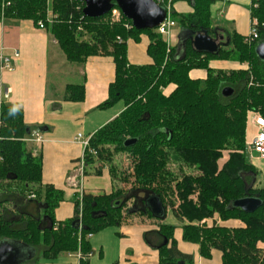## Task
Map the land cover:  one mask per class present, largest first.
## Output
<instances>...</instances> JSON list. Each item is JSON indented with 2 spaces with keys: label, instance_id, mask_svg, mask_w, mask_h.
Masks as SVG:
<instances>
[{
  "label": "trees",
  "instance_id": "1",
  "mask_svg": "<svg viewBox=\"0 0 264 264\" xmlns=\"http://www.w3.org/2000/svg\"><path fill=\"white\" fill-rule=\"evenodd\" d=\"M214 1L193 0V12L180 15L172 12L171 17L177 18L183 28H210L208 7ZM253 1L256 6L251 16L256 21L253 28L257 39L247 43L239 34L227 33L229 44L221 47L218 54L198 53L187 41L185 55L179 59L182 50L179 53L176 46H168L155 28H125L130 21L115 6L119 12L116 18H110L113 8L93 18L83 15L82 0H50L54 16L48 24L46 0H0V17L31 20L37 25L41 22L68 62L81 64L91 56L113 59L114 80L108 85V98L98 108L121 101L123 109L89 137L83 156V175L90 172L100 175L105 164L112 179L116 168L114 155L129 153L132 176L142 187L128 192L152 191L160 197L166 210L164 194L175 188L180 202L177 208L173 203L169 206L175 218L184 220L183 241L198 244L200 254L205 257L211 249L221 251L222 264H264V188L246 187L253 182L257 171L243 152L247 111L264 116V60L258 59L254 52L255 44L264 39V0ZM140 34L149 40L147 54L151 62L145 65L131 64L126 56L127 39L137 41ZM212 60H229L246 66L215 69L209 65ZM192 69L205 70L206 77H190ZM250 82L256 85H249ZM226 86L234 90L228 97L221 94ZM84 96L83 84H67L62 99L80 102ZM13 108L16 111L10 114ZM32 131L23 121L21 108L0 104V241H20L36 250L33 258L20 264H37L39 244L44 245L41 254L47 259L76 252L79 264H90L87 235L119 225L136 213L158 222L156 230L143 234L145 243L157 248L158 264H193V256L177 248L173 237L175 226L165 223V218H153L148 211L129 214L124 209L122 212L126 202L121 201L128 192L114 185L110 193L82 192L74 198L73 216L56 222L54 209L63 199V192L50 184L42 185L41 157L33 156L25 143ZM128 138L137 141L124 146ZM199 152L223 158L216 172L176 178L167 168L171 158L179 162L183 153L196 156ZM199 163L205 165L204 161ZM29 167L37 169L38 193L45 197L41 204L27 198L25 185L17 184L15 190L10 189L11 181L17 182L23 169ZM245 190L250 195L258 194L261 206L250 213L239 208L229 209V203L243 197ZM38 205L42 206V217L31 211ZM215 216L220 218L219 225L194 224ZM76 221H79L78 228L72 225Z\"/></svg>",
  "mask_w": 264,
  "mask_h": 264
},
{
  "label": "crops",
  "instance_id": "2",
  "mask_svg": "<svg viewBox=\"0 0 264 264\" xmlns=\"http://www.w3.org/2000/svg\"><path fill=\"white\" fill-rule=\"evenodd\" d=\"M252 3L253 0H215L208 7L209 27L216 28L224 38L227 33H237L245 38L251 30ZM169 5L170 15L172 12L177 15L189 14L194 10L193 0H172ZM174 21L175 26L170 34L163 36L168 46H176L179 34L186 29L177 23V18ZM148 43L145 34H140L137 41L127 39L128 62L149 64ZM15 51L18 57L13 60V69L0 71V104L4 102L21 108L24 123L33 131H39L43 139L41 143L28 140L31 135L25 143L33 156L41 157L39 178L42 185L50 184L63 192V199L54 209L55 221H63L73 216L74 198L82 192L110 193L113 190L112 180L104 169L90 182L86 175L80 174L79 160L83 148L75 137L77 133H82L84 137L91 136L123 109V104L98 108L108 98V85L114 80L115 66L109 56H91L84 63H70L46 29H40L31 20L5 19L1 16L0 55L11 56ZM227 64V61L209 63L214 68H224ZM189 76L203 79L206 71L192 69ZM71 77L79 82L67 83ZM67 84L84 85L83 101L62 99ZM249 130L251 135L255 127L251 124ZM255 154L250 156L251 164L253 160L264 159ZM258 184L261 186L260 182ZM31 211L37 213V208ZM166 217L165 223L175 226L173 237L177 248L191 254L193 264H222L221 251L211 249L209 256H202L198 244L183 241V223L172 213L171 216L166 214ZM145 218V215L133 214L119 225L105 227L91 235L89 263L158 264L157 248L143 239L144 232L157 228ZM217 220L215 216L202 222L209 226L211 222L220 223ZM154 241L157 242L158 238ZM37 264H79V258L76 252L61 253L54 259H47L40 253Z\"/></svg>",
  "mask_w": 264,
  "mask_h": 264
},
{
  "label": "water",
  "instance_id": "3",
  "mask_svg": "<svg viewBox=\"0 0 264 264\" xmlns=\"http://www.w3.org/2000/svg\"><path fill=\"white\" fill-rule=\"evenodd\" d=\"M84 6L82 13L86 17H101L107 14L114 6L117 7L120 13L130 21L132 27L135 29H154L156 28L166 16V8L163 5L157 4L153 0H82ZM190 30V34L185 37L184 32ZM216 28H199L192 30L186 28L181 31L178 36V42L176 44V52L182 50L183 58L185 55V47L187 41H189L191 49L201 54H218L221 47H226L229 44V38L225 36V41L221 42L224 38L223 35L217 37ZM213 33V36L209 34ZM218 38H220L218 40ZM255 55L258 59L264 60V39L258 41L254 47ZM233 88L226 86L221 90V94L228 97L233 94ZM137 141L136 138H128L124 141V146H131ZM143 193L140 199L144 203V207L141 209L135 208L132 204L127 210L129 214L136 212L148 211L153 218L163 220L166 215L165 207L160 197L149 190H135L128 192L121 202H127L128 200H135L138 193ZM118 204V201L115 202ZM262 204V201L258 194L250 195L247 190L244 192V196L231 201L228 205L229 209L239 208L243 212L250 213L258 209ZM44 218V217H43ZM73 226L78 228L79 221L73 222ZM164 241L163 244H165ZM159 247V246H158ZM36 255L35 248L28 246L20 241L13 240H1L0 241V264H20L25 262Z\"/></svg>",
  "mask_w": 264,
  "mask_h": 264
},
{
  "label": "rangeland",
  "instance_id": "4",
  "mask_svg": "<svg viewBox=\"0 0 264 264\" xmlns=\"http://www.w3.org/2000/svg\"><path fill=\"white\" fill-rule=\"evenodd\" d=\"M49 2H50V0H46L47 9L45 12V20L47 21L48 24L52 21V18L54 16V13L51 11V5H49ZM110 18L111 19L113 18L112 15L110 16ZM224 41H225V38H224ZM179 53H180V51H179ZM179 53H178V55H179ZM212 61H216V62L217 61H227L229 63V64H227V67L221 68L224 70H230V69H234L237 67L246 66L245 63L240 64L238 62H230L229 60H212ZM68 81L69 82H67V83L79 82V81L75 80V78H72V77L70 78V80L68 79ZM249 85H256V84H253V82H250ZM58 93H60V92H58ZM121 104H123V103L120 101L118 103H115L114 105H115V107H117L118 105H121ZM253 112H255V111L248 110L246 113V127H245L244 149H243L246 160L250 164H251V158H250L251 155L249 154V152L247 150L246 143H247V140H248L249 135H250L249 127L252 124L251 120H250V116ZM16 148L18 150V146H16ZM13 154H14V156H17L16 153H13ZM254 156H257V155L255 154ZM11 158H14V157H11ZM194 158H195L196 162L192 163V159H194ZM222 159L219 157H216L215 155H213V156L207 155L206 152H201V153L199 152L196 156H193L190 153H183L181 160H179V162L174 161L173 158H171L169 163L167 164V168H169V170L171 172H173V175H175L176 178H181V176H184L187 174L196 175L198 173L200 174L201 172H203V173H205V172L214 173L221 166ZM131 160H132V157H130V154L127 152L117 153L113 157V163L115 164L116 168L114 170V174H115L114 177H112V179L111 178L110 179L113 180L112 183L115 187H118L119 189H121L125 193H127L131 189H138V188L142 187V185H141L142 183H140L139 181H135L134 177L132 176V166H131L132 162H131ZM200 161H204L205 165H201V163H199ZM252 165L254 166V168L257 171V176H255L252 183L246 184V187H249L252 189L264 188V159L253 160ZM102 168L104 169V171H106L107 174H109L107 165L103 164ZM23 170H24V172H22L19 175V179L17 180V182L11 181L10 184L12 186L10 189L15 190L16 186L25 185V186H27V189H28V192H25L27 198L36 199L38 201V203L41 204L42 202H44L45 197H44V194L38 193V189H39L40 184L38 181L37 169L35 167H29L28 169L26 168ZM88 171H90V169H88ZM124 176H127V177L124 179ZM86 177L88 179V182H90V180H92L94 178L96 179V177H98V175H95V174L90 172ZM87 179H86V181H87ZM169 180H172L170 182H171V184H174L173 183L174 180L172 177H170ZM8 182H10V181H8ZM259 182L261 183V186L258 184ZM4 189H8V188L6 187ZM30 189L34 190V192H29ZM191 198H195V196H192ZM132 202H133L132 199L128 200L126 202L122 212L124 211V209H129L132 205ZM164 202H165V206H166L167 216H171V210H170L169 204L173 203L174 207L177 208V206L180 202V200L178 198V193L176 192L175 188H173L171 193L164 194ZM37 213L39 214V217H42V206L41 205L37 206ZM135 215L140 216L137 213ZM145 219L148 220V222L155 227L158 224V222L155 219H152L148 216H146ZM205 219H209V218H205ZM217 219H218L217 221L220 222V218L218 216H217ZM124 220L126 221L128 219H124ZM177 220L180 221L181 223H183V221H184L181 219H177ZM202 220L200 222H194V224L201 226L204 224L202 222ZM235 221L239 223L238 219H236ZM214 224L219 225L220 223H216V221H215ZM258 244L261 245L262 243H258ZM36 247H37L36 248L37 249V258L36 259H38V256L40 255L42 250L45 249V247L42 244H39Z\"/></svg>",
  "mask_w": 264,
  "mask_h": 264
},
{
  "label": "built area",
  "instance_id": "5",
  "mask_svg": "<svg viewBox=\"0 0 264 264\" xmlns=\"http://www.w3.org/2000/svg\"><path fill=\"white\" fill-rule=\"evenodd\" d=\"M159 5H163L166 8V16L164 20L155 28L156 31L163 35V36H168L170 34L171 29L175 26V21L171 17L170 13V1L171 0H153ZM255 2L253 1L252 3V8L255 7L256 5L254 4ZM5 3L2 4V6ZM118 10L113 8L111 10V15L113 18H116L118 16ZM256 23L254 19H252L251 23V30L249 34L244 38V41L247 43H250L252 40L257 39V32L253 28V24ZM132 25L130 24H125V28H130ZM38 27L40 29H43V24L41 22L38 23ZM18 57V52L15 51L11 56H2L0 55V71L2 70H12L14 65H13V60ZM250 120L252 125L255 127V131L249 136L246 146L249 154L251 155L252 153H256L258 156L261 158H264V116H262L259 112L255 111L251 114ZM89 137H84L82 133H77L75 139L77 142L80 143V145L83 148V154L79 160V167H80V174L83 175L82 170L85 165L83 156H84V151L86 148H88L89 145ZM31 141H35L38 143H41L43 141L39 131H33L31 133V137L28 139ZM81 195V194H80ZM88 238L91 237V234L87 235Z\"/></svg>",
  "mask_w": 264,
  "mask_h": 264
},
{
  "label": "flooded vegetation",
  "instance_id": "6",
  "mask_svg": "<svg viewBox=\"0 0 264 264\" xmlns=\"http://www.w3.org/2000/svg\"><path fill=\"white\" fill-rule=\"evenodd\" d=\"M212 28V27H211ZM192 30H195V29H192ZM190 30H188L186 33H185V36L187 37L189 34H190V32H189ZM209 34L211 35V36H213V33L212 32H209ZM216 35H217V37H219L220 36V34H219V32L217 31L216 32ZM220 38H218V40H219ZM220 41V40H219ZM221 42H224V38L223 39H221ZM143 194H141V193H138L137 194V198L135 199V200H133V202H132V204H134L135 205V208H137V209H141V208H143L144 207V203H143V201L140 199V197L142 196Z\"/></svg>",
  "mask_w": 264,
  "mask_h": 264
},
{
  "label": "clouds",
  "instance_id": "7",
  "mask_svg": "<svg viewBox=\"0 0 264 264\" xmlns=\"http://www.w3.org/2000/svg\"><path fill=\"white\" fill-rule=\"evenodd\" d=\"M15 111H16V109H15V108H13V109H10V114H14V113H15Z\"/></svg>",
  "mask_w": 264,
  "mask_h": 264
}]
</instances>
